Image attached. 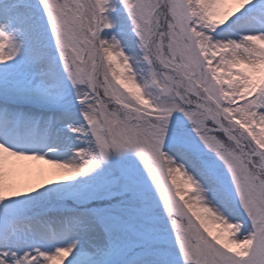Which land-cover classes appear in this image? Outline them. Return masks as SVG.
Listing matches in <instances>:
<instances>
[{"label":"snow or ice","instance_id":"obj_1","mask_svg":"<svg viewBox=\"0 0 264 264\" xmlns=\"http://www.w3.org/2000/svg\"><path fill=\"white\" fill-rule=\"evenodd\" d=\"M0 264H264V0H0Z\"/></svg>","mask_w":264,"mask_h":264}]
</instances>
